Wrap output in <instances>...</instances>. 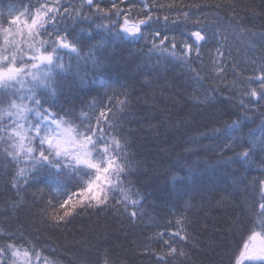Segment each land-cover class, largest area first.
Returning <instances> with one entry per match:
<instances>
[{
  "label": "trees",
  "instance_id": "obj_1",
  "mask_svg": "<svg viewBox=\"0 0 264 264\" xmlns=\"http://www.w3.org/2000/svg\"><path fill=\"white\" fill-rule=\"evenodd\" d=\"M31 2L36 3V0ZM64 2L76 8L81 5V0ZM96 2L105 10L111 9L112 0ZM132 2L139 4V0ZM158 2L168 4L172 0ZM211 2L213 0H176V3L184 5ZM233 2L248 21L250 17L246 15L245 6L253 4V0ZM28 3L29 0H0V23L7 26L6 21L17 14L16 10H23L21 6ZM254 3L256 11L260 12L262 0H254ZM83 10L88 11L86 7ZM188 11L196 16L201 12L208 14L210 20L205 23H214L211 19L213 9L189 8ZM156 15L161 17L160 23L144 26L147 38L144 40H121L115 34L109 36L102 29H96L97 24L108 23L99 18V13L92 21L79 24L69 21L78 37L92 35L81 31L89 26L95 31L97 40L101 35L105 37V50L100 53L106 58L104 71H97L91 61L74 58L71 70L63 78L57 77L62 82L60 93L55 97H44L49 99V103L55 101L57 110L62 108L77 115L82 111L94 115L108 103L113 91H128L131 97L129 105L118 119L123 128L122 135L131 145L128 152L134 164V174L129 177L132 192L144 197L138 208L143 215L135 227L128 220L129 213L123 209L119 213L106 209L77 216L61 230L48 228L39 215L41 209L53 197L63 199L57 191L49 190L56 187L54 178L47 177L44 183L28 187L21 180L20 187H26V192L13 188V179H19L16 173L19 167H24V162L8 164L2 155L4 145L0 143V244L5 242L3 233H15L17 239H39L38 247L45 248L43 255L58 264H80L81 261L103 264L105 249L109 250L114 264H155L154 257L142 254V245L152 244L148 238L155 232L164 231L168 221L174 224L177 218L187 215L192 240L185 249L188 258H181L177 264H232L233 253L238 255L242 247V237L246 239L249 234L245 228L260 219L257 216L261 211L259 191L249 182L264 179L261 175L264 165H260L264 154L254 157L255 163L250 168L245 165L242 171H238L237 164L225 163L234 153L229 152L222 157L218 145L238 134H242L245 141L260 138L264 133V116L260 111L248 112L251 119L244 120V113L228 101L231 93L227 90L218 92L210 104L198 105L190 101L191 94L198 92L202 98L204 90L219 82L212 76L207 81H197L187 65L177 62L168 53L149 50L150 34L157 28L169 38L176 33L177 40L181 38L179 33L187 35L192 30L190 23H171L177 18L176 12L165 10ZM164 15L170 17L166 28ZM220 15L224 16L225 10H220ZM247 26L255 32L264 31V18L257 16ZM95 42L85 39L84 51H88L87 44ZM218 47L225 52L228 82L234 78L230 67L233 63L238 66L235 70L241 71L245 65L251 67L249 61L256 60L258 66L264 58V49L255 43V38L250 42L247 34H228L226 42L217 37L202 48V67L208 70L201 71L202 76L211 72ZM64 59L67 61L68 57ZM194 66L199 68L201 61H196ZM220 87L223 88V84ZM238 118L241 125L233 132L227 125ZM241 175L246 177L244 183H239ZM187 192L198 194L193 201L195 207L184 212L181 197ZM139 195L134 198L138 199ZM101 240L108 243L98 245ZM154 250L157 255L166 251L162 243Z\"/></svg>",
  "mask_w": 264,
  "mask_h": 264
},
{
  "label": "snow or ice",
  "instance_id": "obj_2",
  "mask_svg": "<svg viewBox=\"0 0 264 264\" xmlns=\"http://www.w3.org/2000/svg\"><path fill=\"white\" fill-rule=\"evenodd\" d=\"M21 7L23 10L17 9V14L6 21L7 26L0 23V143L4 145L2 155L8 164L24 162V167H19L16 173L19 179H13V188L26 192V187L44 183L47 177L54 178L56 187L49 190L57 191L63 199H49L39 214L50 229L61 230L77 216L106 209L117 213L123 209L129 213L128 220L133 227L143 215L138 208L144 197L132 192L133 185L129 180L134 174L133 158L128 152L131 145L122 135L123 128L118 119L129 105L131 97L128 91H113L108 103L94 115L84 111L77 115L62 108L57 110L55 101L49 103V99L44 98L60 93L62 82L57 77L63 78L71 70L74 58L91 61L97 71H104L106 58L100 53L105 50V37L101 35L97 40L91 26L81 31L92 35L78 37L69 21L75 24L92 21L99 13V18L108 23L97 24L96 29H102L109 36L115 34L121 40H144L147 39L144 26L160 23L161 17L156 13L165 10L176 12L177 18L171 23H190L192 30L187 35L179 33L181 38L177 40L176 33L169 38L157 28L150 34L149 50L168 53L177 62L187 65L197 81H207L212 76L219 82L204 90L202 98L198 92L191 94L190 101L198 105L210 104L218 92L227 90L231 93L228 101L244 113V120L251 119L248 112L260 111L264 116V58L258 66L256 60L249 61L251 67L245 65L241 71H236L238 66L233 63L230 67L234 78L228 82L225 52L218 47L211 72L201 75V71L208 72L202 67V48L217 37L226 42L228 34H247L250 42L255 38V43L264 49V31L255 32L247 26L257 16L264 18V0L259 5L260 12L256 11L254 0L253 4L245 6L246 15L250 17L248 21L237 11L238 5L233 0L193 5L176 3V0L168 4L158 0H139V4L132 0H112L109 10L102 8L96 0H81L80 8L64 0H36V3L29 0ZM85 7L87 13L83 10ZM189 8L215 10L211 17L214 23L206 24L205 21L210 20L208 14L201 12L196 16L188 11ZM220 10H225L224 16L220 15ZM169 20V15L163 16L165 28ZM85 39L96 41L87 44V52L84 51ZM227 54L231 55V52ZM196 61H201L199 68L194 66ZM220 84L224 87L221 88ZM41 89L43 91H38ZM240 125L238 118L227 128L235 132ZM218 147L222 157L229 152L234 153L225 163H235L239 166L238 171H242L245 165L250 168L255 163L254 157L264 154V133L258 139L247 141L238 134ZM260 165H264V157L260 158ZM261 175H264V170ZM245 179L241 175L239 183H244ZM21 180L25 188L20 187ZM249 183L259 191L261 211L257 216L260 219L245 228L249 234L246 239L242 237V247L238 255L233 253L232 264H264V179H254ZM197 194H183L181 206L184 212L195 207L193 201ZM137 195L139 198H134ZM189 226L187 215L177 218L174 224L168 221L164 231L155 232L148 238L152 244L142 245V254L154 257L155 264H177L181 258H188L185 249L192 240ZM2 237L5 242L0 244V264H58L43 255L45 248L38 247L39 239H17L15 233H3ZM97 243L102 245L108 241ZM161 243L166 251L157 255L154 249ZM80 264H86V261ZM103 264H114L108 249L104 250Z\"/></svg>",
  "mask_w": 264,
  "mask_h": 264
}]
</instances>
